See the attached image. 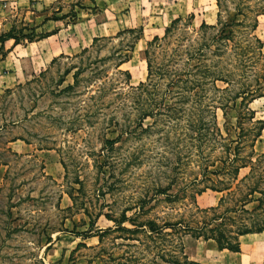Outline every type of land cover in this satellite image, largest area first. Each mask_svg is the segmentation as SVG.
Wrapping results in <instances>:
<instances>
[{
    "label": "rangeland",
    "instance_id": "1",
    "mask_svg": "<svg viewBox=\"0 0 264 264\" xmlns=\"http://www.w3.org/2000/svg\"><path fill=\"white\" fill-rule=\"evenodd\" d=\"M219 2L222 23L240 22L238 13L253 16L257 11L256 0ZM215 4L116 0L104 12L93 0H59L53 9L60 13L52 11V22L45 28L0 34L19 40L17 56L13 54L20 59L16 68L27 71L20 84L0 95V264H168L182 262L181 246L190 261L201 264H264V234L239 238L240 257L226 258L210 243L183 236L179 226L198 228L202 225L195 222L207 224L233 209L251 188L264 190V158L254 164L251 178L239 191L235 186L250 168L241 169L232 183L235 165L228 166V160L237 147L240 162L247 161L256 131L240 115L238 103L231 101L236 79L218 72L215 56L205 75L185 74L197 65L195 59L186 63V57L188 47L192 45L191 53L199 44L194 39L203 20L200 8ZM258 8L264 11V4ZM177 17L181 21L162 41L164 30ZM130 27L142 33L129 61L118 69L129 72L126 80L114 63L134 35L106 38ZM21 34L34 39L33 44L27 45ZM255 34L264 45V14L258 17ZM236 35L234 40L245 45L242 33ZM42 37L45 40L37 43ZM154 37L160 40L151 42ZM94 38L101 40L94 44ZM149 42L148 57L156 75L147 81L144 51ZM110 55V60L99 61ZM228 62L218 64L228 70ZM77 69L83 70L78 85L63 92ZM175 70L181 74H169ZM216 78H227L229 86L214 83ZM250 108L255 120L264 121V98ZM253 154L252 162L264 156V129ZM230 184L229 193L211 189ZM220 199L224 203L216 213L206 212L217 208ZM257 205L249 204L246 210L252 212ZM104 216L119 223L101 243L74 235L93 221L98 229L112 228ZM227 216L233 221L209 222L205 232L234 236L264 222L240 210ZM177 223L178 227H163ZM150 226L156 231L150 232Z\"/></svg>",
    "mask_w": 264,
    "mask_h": 264
},
{
    "label": "trees",
    "instance_id": "2",
    "mask_svg": "<svg viewBox=\"0 0 264 264\" xmlns=\"http://www.w3.org/2000/svg\"><path fill=\"white\" fill-rule=\"evenodd\" d=\"M216 6L218 8L217 17H216V23L213 26L205 25L202 23L199 27L200 34L196 36L194 39L195 41L198 40L199 44L196 49L192 50V45L188 47L187 51V57H186V63H190L191 60L195 59L197 61V65L193 68H189L185 71V74L189 75L190 77L201 73L206 74L210 71L212 67V57L215 56V58H218V60L215 62V66L217 67V70L223 71L225 74H228L229 77H232L236 79L235 84L238 86L237 92H235L234 96L231 97V101L233 102V105L239 106V109H241L243 112L242 116L247 118V121L254 125L256 128L255 134L253 135L252 143L250 145L251 148V154L248 156L247 161L240 162L238 158L237 150L238 148L235 147L233 150V159L228 160V166L229 165H235L234 166V173H233V179L232 183H235L238 178L239 171L241 169H245L247 167L250 168V173L240 179L238 183L235 186V189L239 191L240 185L245 184L250 178L253 173L254 164H259L261 160L264 158V156H261L260 158H257L255 162H252V156L253 154V147L256 140L261 136L262 130L264 129V121L263 120H255V112L251 110L250 105L259 99L264 98V53L263 50V42L256 36L255 32L258 28V17L264 14V11H262L260 8H258L261 4H264V0H256L255 5L257 11L254 12V15L249 16L248 14L238 13V15L241 16L242 20L240 22H221V12H220V2L219 0H215ZM258 6V7H257ZM250 12V10H249ZM192 21V16H188L187 18ZM181 21V18L175 19L171 22L170 26L167 27L164 30V36L162 38V41L167 38L168 34L170 33L171 29L175 27V25ZM191 25V23H190ZM236 31H239L242 33L243 41L246 43L245 45H240L239 41L234 40L237 35ZM206 32H209L210 37L205 35ZM142 33V29H129V30H123L119 31L114 37L106 38L107 41H112L116 38H119L122 34H130L134 35L132 38V42L129 44L127 49L125 50V54L123 55L120 51L118 55H116L117 60L114 63V68L116 71L120 72L118 70L123 64L127 63L129 61V53L133 51V48L135 44L137 43L140 35ZM21 37L24 40H27L28 43L34 42V39H29L26 36H23L21 34ZM45 37L38 38V40H41ZM199 38V39H197ZM7 40H13L15 45L19 44V40L12 36L11 34H7L5 36H0V45L3 46L4 42ZM99 38H94L93 43L99 42ZM160 39L157 37H154L151 42L155 43L159 41ZM151 47V43L149 42L147 44V48L144 51V60L146 62L147 66V81L153 77L156 74H153L152 70V64L149 59V48ZM223 50V51H222ZM86 49L82 50V53H85ZM59 57H62L60 55ZM113 57V55H110L106 58H101L99 61H107L110 60ZM220 58V60H219ZM56 58L51 60L50 64H53ZM229 61L227 63L228 67L230 69L225 70L223 67H221V64H218L219 62L223 63V61ZM218 70V72H219ZM251 70V74H247V71ZM82 69H77L73 75V83L69 86H67L64 91H72L79 82V77L82 73ZM70 71H67L66 74H68ZM123 73L126 80L130 79L129 72H120ZM165 73H162V76ZM169 74H175L179 75L178 71L170 72ZM167 74V75H169ZM251 76V78H250ZM216 81L222 82L226 86H229L230 81L227 78H216L213 80L215 83ZM233 81V80H232ZM144 87V84H139V87ZM8 91V90H7ZM6 91V92H7ZM5 92V93H6ZM241 121V119H240ZM213 191L216 192H223L231 190V184L228 187L222 188V189H214L211 188ZM255 195H258L259 198H256ZM234 193L229 194V197H233ZM263 199H264V190H260L257 188H251L246 194H244L239 200H236L235 207L230 210H224L223 213L219 214L216 218H212V220H208L209 222H216L221 221V224H223V221H233L229 216H227L230 213H236L238 210H240L241 214L245 215H251L252 213L256 215L257 217H263L264 218V207H263ZM72 200V199H71ZM73 201V200H72ZM224 201L222 199L219 200V205L217 208H211L209 211L210 213H216L217 209L221 206H223ZM252 203H258L256 208L249 212L246 210V206ZM238 208V209H237ZM69 210V209H68ZM100 217V214H97L96 218ZM106 220L112 222L114 225L112 228L108 229H98L95 226L94 221L91 222L88 225V228L81 233H76L75 236L80 237L82 240L95 237L98 239L99 243H101L102 238L108 234H111L114 232V230L118 229V223L119 221L111 219L109 216H104ZM123 219L120 221V223L124 222ZM206 224L205 220H201L198 222H195V224L202 225L198 228H191L188 225H181L180 223L177 224H164L163 227H175L178 225L183 227L182 232L183 236L186 234L194 240L202 239L203 241L212 240L215 242L217 248L222 251L226 250L231 253H239L240 252V241L239 238L248 235L251 233H262L264 231V222H262L260 225L249 229V230H240L237 232L234 236H228L222 231H216V234L213 233L214 230H209V232H205L206 227L208 225ZM151 225V224H150ZM143 227V226H139ZM138 228V229H139ZM128 231V230H124ZM137 231V230H136ZM155 228L153 226H150V232H155ZM85 247L84 245H81ZM179 261H168L166 263L168 264H198L194 261H190L187 255L184 252V247L181 246L179 250Z\"/></svg>",
    "mask_w": 264,
    "mask_h": 264
},
{
    "label": "crops",
    "instance_id": "3",
    "mask_svg": "<svg viewBox=\"0 0 264 264\" xmlns=\"http://www.w3.org/2000/svg\"><path fill=\"white\" fill-rule=\"evenodd\" d=\"M58 1L59 0H0V34L1 33L5 34L12 29H23L24 28V29L39 30V29L45 28L47 25H49L52 22L49 20V17L52 11H57L58 12L57 14L60 13L58 9H53L54 5ZM93 1L96 7H98V3H100L101 9L104 10V12H106V9L110 8L112 4L114 3V1L116 0H93ZM206 8H209V7L204 6L203 8H200L199 13H200V16L203 18L200 25L202 23H204L205 25H211L212 23L216 22V17H217V12H218V11H215V8H217L216 4L209 8L210 10H212V12H210L209 15L206 14L207 13ZM189 13L190 14L188 16H192V21H193L194 20V10L191 9ZM205 17L208 18L209 22H206ZM178 18L180 17H177L176 19ZM124 29L129 30V29H135V28L130 27V28H124ZM119 31L120 30H117V33ZM47 38H49V36ZM44 40L45 39H41L36 42L40 43ZM29 44H33V42L27 43V45ZM19 46H20L19 44L15 45L13 40H7L4 42L3 46L0 45V95L3 92L12 89L15 85L20 84L22 79L24 78V74L26 75L27 73V71L23 72L22 69L16 68V65L18 63L20 64V59L16 60L15 58V56H17L16 51ZM14 53H15V56L13 55ZM11 56L12 58H15L14 64H12L13 62L11 60L12 59ZM9 64H12V68H8ZM34 73L36 72L34 71ZM263 234H264V231L262 233H255V236L260 237ZM249 235L250 234L244 235L240 237V239L247 238ZM204 242L210 243L211 249L213 251H215L216 253L220 255H223V257H226V258L228 257L234 258L238 256L240 257L242 253L241 242H240V252L239 253H231L226 250L220 251L217 248L215 242L212 240H208ZM263 259H264V256H263ZM259 260L260 258L256 261H259ZM194 262L201 264V262L199 261H194Z\"/></svg>",
    "mask_w": 264,
    "mask_h": 264
},
{
    "label": "bare ground",
    "instance_id": "4",
    "mask_svg": "<svg viewBox=\"0 0 264 264\" xmlns=\"http://www.w3.org/2000/svg\"><path fill=\"white\" fill-rule=\"evenodd\" d=\"M140 74H142V73H140ZM144 75V74H143Z\"/></svg>",
    "mask_w": 264,
    "mask_h": 264
}]
</instances>
